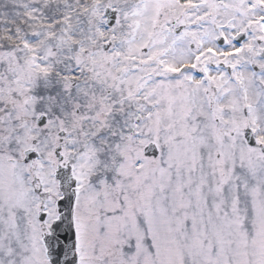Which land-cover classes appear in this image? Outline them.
<instances>
[{
    "label": "snow or ice",
    "instance_id": "obj_1",
    "mask_svg": "<svg viewBox=\"0 0 264 264\" xmlns=\"http://www.w3.org/2000/svg\"><path fill=\"white\" fill-rule=\"evenodd\" d=\"M0 264H264V0H0Z\"/></svg>",
    "mask_w": 264,
    "mask_h": 264
}]
</instances>
